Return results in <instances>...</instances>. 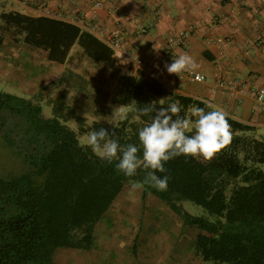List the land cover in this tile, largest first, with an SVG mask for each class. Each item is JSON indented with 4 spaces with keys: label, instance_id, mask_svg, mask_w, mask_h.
Here are the masks:
<instances>
[{
    "label": "trees",
    "instance_id": "1",
    "mask_svg": "<svg viewBox=\"0 0 264 264\" xmlns=\"http://www.w3.org/2000/svg\"><path fill=\"white\" fill-rule=\"evenodd\" d=\"M0 22L24 45L44 51L49 62L64 64L77 43L92 63L114 66L113 50L76 23L14 10L0 11ZM37 98L0 89V145L17 164L0 174V264H56L58 248L91 249L94 226L124 184H142L151 171L141 166L135 176H125L117 170V160L101 159L79 133L108 128L122 146H140L138 131L155 112L137 119L133 101L140 107L152 103L155 109L179 101V115L193 122L194 107L215 110L201 99L165 90L141 68H129L115 79L110 102L129 107L123 122L93 120L86 126L85 117L63 98L48 100L51 115L45 116ZM228 120L230 146L211 161L184 155L169 160L167 171L156 173L169 177L167 190L145 185L140 198L154 196L183 226L195 227L192 246L204 263L264 264V171L259 167L264 164V138L256 136L252 124L229 115ZM181 200L217 218L192 215Z\"/></svg>",
    "mask_w": 264,
    "mask_h": 264
},
{
    "label": "crops",
    "instance_id": "2",
    "mask_svg": "<svg viewBox=\"0 0 264 264\" xmlns=\"http://www.w3.org/2000/svg\"><path fill=\"white\" fill-rule=\"evenodd\" d=\"M94 1L0 0V6L6 2L12 6L8 11L70 21L100 39L116 34L121 50L113 53L114 66L127 71L136 68L134 59L148 60L149 74L165 90L220 108L255 126L256 136L264 138V106L254 97V90L264 86L261 0H99L98 8ZM137 25L146 31L139 32ZM177 32L184 33L181 40ZM185 53L197 69L169 74L165 65ZM195 72L200 75L197 80L192 79Z\"/></svg>",
    "mask_w": 264,
    "mask_h": 264
},
{
    "label": "rangeland",
    "instance_id": "3",
    "mask_svg": "<svg viewBox=\"0 0 264 264\" xmlns=\"http://www.w3.org/2000/svg\"><path fill=\"white\" fill-rule=\"evenodd\" d=\"M1 4L0 11L12 8L6 2ZM0 37V89L19 95L37 94L45 116L51 115L48 100L54 98L68 102L85 117L86 126L93 120L114 124L121 110H129L110 102L117 75L128 70L91 63L77 43L64 64L49 62L44 51L24 45L18 36L14 38L4 30L1 22ZM73 127L78 131L77 126ZM79 135L86 143L88 134ZM16 165L14 157L0 145V174L15 169ZM259 167L264 171V164ZM132 184H124L102 220L94 226L91 249L58 248L53 256L56 264H227L204 263L193 250L195 227L183 226L178 215L154 196L146 195L141 200L140 188L133 190ZM180 204L192 215L208 220L217 218L188 200H181Z\"/></svg>",
    "mask_w": 264,
    "mask_h": 264
},
{
    "label": "clouds",
    "instance_id": "4",
    "mask_svg": "<svg viewBox=\"0 0 264 264\" xmlns=\"http://www.w3.org/2000/svg\"><path fill=\"white\" fill-rule=\"evenodd\" d=\"M165 67L169 74L179 76L184 72L195 71L198 65L192 56L185 53ZM133 102L136 107L131 111L137 114V119L155 112L150 122L138 131L140 146L136 144L122 146L113 138L116 135L115 131L103 127L90 131L86 141L101 159L108 163L117 160V170L127 177L135 176L141 166L151 169L142 184L131 185L133 190L146 185L158 191H166L169 177L156 174L167 171L164 166L166 162L181 155L202 157L205 161H211L233 141L228 113L220 108L205 111L204 108L194 107L192 116L196 119L193 122L192 119L179 115L182 108L179 101L169 104L167 108L159 109H155L152 103L140 107ZM118 118L121 122L125 121L128 118V111L121 110ZM193 132L192 135L188 134Z\"/></svg>",
    "mask_w": 264,
    "mask_h": 264
},
{
    "label": "built area",
    "instance_id": "5",
    "mask_svg": "<svg viewBox=\"0 0 264 264\" xmlns=\"http://www.w3.org/2000/svg\"><path fill=\"white\" fill-rule=\"evenodd\" d=\"M45 0H42V2ZM261 3H264V0H261ZM94 7H100L101 6V2L99 0H96L93 2ZM137 29L139 30V32L143 33L146 31V28L144 26L141 25H137ZM93 32V31H92ZM176 38L178 40H181L182 35H184L183 32H177L176 34ZM102 41H104L112 50L113 53L114 52H119L121 50V39L116 35V34H112L109 36L104 37L103 39H101ZM262 40L260 38L257 39V42H261ZM134 65L136 66V68H141L144 71H146L147 73H149L150 70V65L148 60H144L143 58H136L133 60ZM200 78V75L198 73H192V79L197 80ZM254 97L255 100L258 102V104H261L262 106H264V86L261 87H257L254 90Z\"/></svg>",
    "mask_w": 264,
    "mask_h": 264
}]
</instances>
